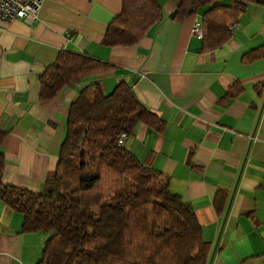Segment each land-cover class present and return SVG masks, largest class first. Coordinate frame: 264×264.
I'll list each match as a JSON object with an SVG mask.
<instances>
[{"label":"crops","instance_id":"obj_1","mask_svg":"<svg viewBox=\"0 0 264 264\" xmlns=\"http://www.w3.org/2000/svg\"><path fill=\"white\" fill-rule=\"evenodd\" d=\"M158 2L161 19L133 45L100 43L121 0H43L36 21H0L2 182L40 191L55 168L72 100L87 85L108 94L125 81L165 129L138 122L122 144L168 176L170 190L193 208L210 244L206 264H264V58L241 60L264 45V5L249 4L227 42L201 52L192 32L200 13L176 22L169 14L177 2ZM64 49L114 68L40 102L39 75ZM234 83L243 90L222 104ZM218 189L228 192L221 214L213 203ZM22 219L0 200V264L41 257L49 233L21 232Z\"/></svg>","mask_w":264,"mask_h":264},{"label":"trees","instance_id":"obj_2","mask_svg":"<svg viewBox=\"0 0 264 264\" xmlns=\"http://www.w3.org/2000/svg\"><path fill=\"white\" fill-rule=\"evenodd\" d=\"M169 17L182 22L200 13L201 52L221 47L231 37L249 4L264 0H175ZM100 43L133 45L162 17L158 0H121ZM264 58V45L246 52L250 63ZM114 68L87 54L60 50L39 75V101L53 100L67 85ZM243 90L234 83L220 102ZM138 122L157 132L165 122L147 109L131 87L120 81L105 94L83 87L68 108L65 135L55 168L34 192L4 184L0 148V200L22 214L21 232H48L36 264H206L210 244L203 239L193 208L169 188V178L143 165L124 144ZM6 132L0 130V146ZM228 192L218 189L214 207L221 214Z\"/></svg>","mask_w":264,"mask_h":264},{"label":"built area","instance_id":"obj_3","mask_svg":"<svg viewBox=\"0 0 264 264\" xmlns=\"http://www.w3.org/2000/svg\"><path fill=\"white\" fill-rule=\"evenodd\" d=\"M43 0H0V21L10 22L15 19L36 21ZM192 32L202 37L199 23H194ZM127 134L121 133L117 143L122 144Z\"/></svg>","mask_w":264,"mask_h":264}]
</instances>
